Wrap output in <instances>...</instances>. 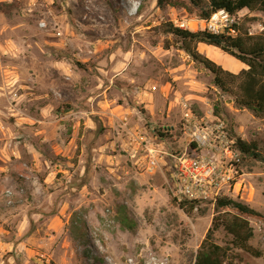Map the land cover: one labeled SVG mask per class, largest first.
Instances as JSON below:
<instances>
[{
	"label": "rangeland",
	"instance_id": "obj_1",
	"mask_svg": "<svg viewBox=\"0 0 264 264\" xmlns=\"http://www.w3.org/2000/svg\"><path fill=\"white\" fill-rule=\"evenodd\" d=\"M251 17L260 33L262 13L236 21ZM164 23L203 29L187 0H0V264H193L216 197L264 217V163L233 146L197 148L183 112L263 156L264 119L218 91ZM196 48L225 71L245 69ZM191 151L211 170L196 176L209 194L185 214L171 199L176 158ZM248 222L261 256L232 249L231 260L264 264V221ZM214 241L230 238L219 230Z\"/></svg>",
	"mask_w": 264,
	"mask_h": 264
},
{
	"label": "trees",
	"instance_id": "obj_2",
	"mask_svg": "<svg viewBox=\"0 0 264 264\" xmlns=\"http://www.w3.org/2000/svg\"><path fill=\"white\" fill-rule=\"evenodd\" d=\"M189 5L197 10L201 20H209L212 15L223 11L236 18L241 11L249 13L260 12L264 15V0H187ZM177 0H156V6L164 9L175 6ZM254 17L243 19L232 25L236 36L226 34H211L206 31L192 32L172 25L162 24L164 33L179 40L183 50L190 58L200 64L212 76L213 86L220 92L232 97L237 108L250 111L255 117L264 119V24L262 31L252 34L249 24ZM204 44L215 48L232 57L234 61L245 66L237 74L223 70L206 56L197 51L196 46ZM77 66L79 64L77 63ZM216 113V112H215ZM161 137H168V130L157 132ZM233 148L239 154L240 160L253 159L264 163V156L253 142L246 143L233 136ZM185 214L195 210L200 201H177L171 199ZM214 217L203 241L201 242L193 264H233L230 251L238 249L250 256L260 257L261 253L249 244L253 231L248 219L263 220L264 217L248 205L226 196L216 197L213 201ZM222 230L229 238L228 245L221 246L214 241L215 232Z\"/></svg>",
	"mask_w": 264,
	"mask_h": 264
},
{
	"label": "built area",
	"instance_id": "obj_3",
	"mask_svg": "<svg viewBox=\"0 0 264 264\" xmlns=\"http://www.w3.org/2000/svg\"><path fill=\"white\" fill-rule=\"evenodd\" d=\"M201 23L203 24L202 31L216 35L226 34L232 37L236 36V31L232 27V25L237 23L236 18L228 16L223 11L212 15L207 21L201 20ZM179 28L182 29L183 25H180ZM183 122L184 128H194V131L190 134V138L197 148L208 146L215 150L223 149L226 153H232L233 140L224 134L220 124H216L213 128L205 124L203 126L201 125V121L197 120L186 107L183 112ZM153 152L152 149H147V156L150 159L151 166L155 164ZM234 160L238 162V156L235 155ZM176 162L178 171L180 172V184L174 198L177 201H200L206 199L209 194L206 183L210 182L206 181V183H203L202 180L196 179L199 171H211L206 159L202 156H197L196 153L191 151L177 157Z\"/></svg>",
	"mask_w": 264,
	"mask_h": 264
},
{
	"label": "bare ground",
	"instance_id": "obj_4",
	"mask_svg": "<svg viewBox=\"0 0 264 264\" xmlns=\"http://www.w3.org/2000/svg\"><path fill=\"white\" fill-rule=\"evenodd\" d=\"M237 63V62H236ZM241 65V64H240ZM229 69H230V67H229Z\"/></svg>",
	"mask_w": 264,
	"mask_h": 264
}]
</instances>
